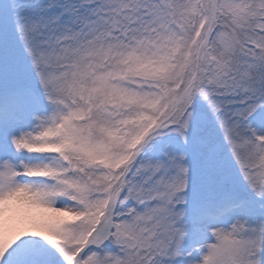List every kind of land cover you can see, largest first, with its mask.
I'll return each instance as SVG.
<instances>
[{"label":"snow or ice","instance_id":"6c2138e0","mask_svg":"<svg viewBox=\"0 0 264 264\" xmlns=\"http://www.w3.org/2000/svg\"><path fill=\"white\" fill-rule=\"evenodd\" d=\"M0 264H264V0H0Z\"/></svg>","mask_w":264,"mask_h":264}]
</instances>
